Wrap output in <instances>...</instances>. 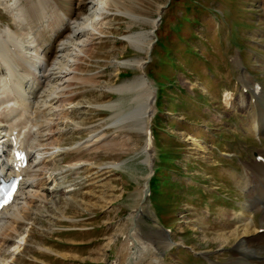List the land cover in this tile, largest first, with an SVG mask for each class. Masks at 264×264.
Returning <instances> with one entry per match:
<instances>
[{
    "label": "rangeland",
    "instance_id": "obj_1",
    "mask_svg": "<svg viewBox=\"0 0 264 264\" xmlns=\"http://www.w3.org/2000/svg\"><path fill=\"white\" fill-rule=\"evenodd\" d=\"M132 1L125 2L134 13L110 14L105 21L112 28H103L105 34L94 38L93 55L83 57L77 76L98 84L73 80L64 93H76L65 104L74 106L63 112L64 124L51 128L49 147L69 150L56 170L84 164L67 167L55 193V183H48L52 203L27 215L31 220L19 226L21 234L8 243L0 264H115L118 251L134 250L126 237L138 207L137 233L164 248L163 263L234 264L238 240L224 239L236 221L231 212L242 211L249 200L235 177L264 148V133L251 132L248 124L251 88L259 84L264 93V0ZM76 8L65 10L72 15ZM0 24V32L6 26L22 30L3 6ZM139 32L153 43L151 54L147 44L128 39ZM143 70L157 95L151 125L156 162L150 194L140 203L149 174L146 113L141 120L137 108L150 98L142 93ZM133 111L138 116H128ZM90 135L94 140L83 142ZM251 210L250 227L264 231L262 209ZM162 227L178 245L169 244ZM261 256L252 254L254 264H264Z\"/></svg>",
    "mask_w": 264,
    "mask_h": 264
},
{
    "label": "bare ground",
    "instance_id": "obj_2",
    "mask_svg": "<svg viewBox=\"0 0 264 264\" xmlns=\"http://www.w3.org/2000/svg\"><path fill=\"white\" fill-rule=\"evenodd\" d=\"M125 1L128 0H71L70 4H66L60 0H0V7L3 6L11 15L12 21L22 29L15 32L11 26H6L0 32V139L6 145L5 156L0 161L8 166L10 163L7 158L13 148L24 151V158L28 160V165L15 171L22 178L14 202L0 213L1 256L7 253L8 243L11 244L21 234L19 226L31 220L27 215L37 213L39 206L51 202L49 197L52 194L46 193L50 191L48 183H55L52 188L55 193L57 190L54 188H59L61 174L67 171V167L76 169L84 164H67L60 172L56 170L58 158L69 150L68 147H49L53 132L51 128L64 124L63 112L74 106L72 104L67 107L65 104L76 93H64L71 87L73 80L79 84L82 81L91 82L94 86L98 84L96 79L81 74L77 76V73L81 69L83 57L92 53L94 38L98 39V36L105 34L103 28H112V23L105 19L113 13H134L131 5ZM75 4L77 14L70 15L65 8ZM25 30H30L31 33L25 35L22 32ZM127 37L139 47L147 44L144 32L129 34ZM146 46L151 51V44ZM148 87L151 89L153 85ZM148 93L151 100L155 91L151 89ZM251 94L254 96L251 101V95L248 99V102H252L249 130L256 134L264 133V107L258 101L259 96L261 101L264 99V93L262 88L252 87ZM145 111L148 125L151 114L149 105ZM94 138L90 135L83 142H90ZM80 145L81 143L74 145L71 149L77 150ZM200 147L206 149L205 146ZM256 154L258 157L247 164L246 173H239L237 178L234 174L237 185L246 192L249 199L242 203V211L231 212L232 221H236L233 222L234 228L224 239L226 242L232 237L238 240L232 259L234 264H254L252 254L256 253L258 257L264 253V231L261 232L257 225L254 229L253 226L250 227V224H254L253 217L250 219L251 206H257L262 209L261 227L264 228V148ZM145 163L148 167L152 165V157L145 158ZM115 165L118 167V164ZM145 183L146 188L140 192V203L147 193V180ZM73 190V187L68 188L66 193ZM223 212L224 215L229 213L225 210ZM141 214L142 207L132 211L133 225L126 237L129 248L134 250L118 251L115 264H165L161 260L164 252L159 256L164 248H156L137 233V221ZM262 262L264 263V258Z\"/></svg>",
    "mask_w": 264,
    "mask_h": 264
},
{
    "label": "water",
    "instance_id": "obj_3",
    "mask_svg": "<svg viewBox=\"0 0 264 264\" xmlns=\"http://www.w3.org/2000/svg\"><path fill=\"white\" fill-rule=\"evenodd\" d=\"M163 10H164V8L161 7L160 14H159V16H158V18H157L158 21L156 22V25L159 24L160 21H161V17H162V12H163ZM155 29H156V27H155ZM155 29H154V31H155ZM143 78L145 79V81H147V84H143V82L145 83V81H144ZM143 78L141 79V81H142V86H143V93L146 94V93H148V91L150 90V87H148V86H149V85L152 86L153 84H152L151 80H149L148 75L146 74L145 71L143 72ZM151 88L154 90V87H151ZM137 108L140 109V110L142 111V112H141V115H140V118L142 119L143 113H145L146 105H145L144 108H140L139 106H137ZM155 110H156V107H155V100L152 99V101H151V103H150V106H149V111L153 114V113L156 112ZM152 114H151V115H152ZM128 116L134 118L135 116H138V115H137L136 112L133 111V112L130 113ZM153 173H154V172H153L152 169H151V175H152ZM149 179H150V176H149ZM149 179H148V184H149Z\"/></svg>",
    "mask_w": 264,
    "mask_h": 264
}]
</instances>
